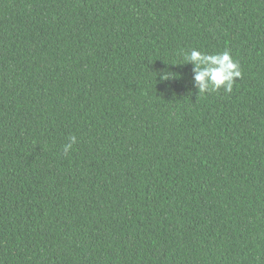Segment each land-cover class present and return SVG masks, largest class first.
Listing matches in <instances>:
<instances>
[{
  "label": "trees",
  "instance_id": "obj_1",
  "mask_svg": "<svg viewBox=\"0 0 264 264\" xmlns=\"http://www.w3.org/2000/svg\"><path fill=\"white\" fill-rule=\"evenodd\" d=\"M0 264H264V0H0Z\"/></svg>",
  "mask_w": 264,
  "mask_h": 264
}]
</instances>
